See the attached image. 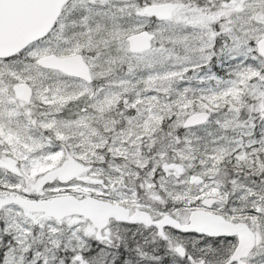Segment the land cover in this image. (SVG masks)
<instances>
[{
    "label": "snow or ice",
    "instance_id": "obj_1",
    "mask_svg": "<svg viewBox=\"0 0 264 264\" xmlns=\"http://www.w3.org/2000/svg\"><path fill=\"white\" fill-rule=\"evenodd\" d=\"M0 264H264V0H0Z\"/></svg>",
    "mask_w": 264,
    "mask_h": 264
}]
</instances>
